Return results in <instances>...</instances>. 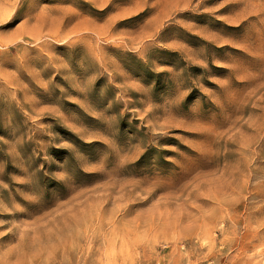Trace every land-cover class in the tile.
I'll use <instances>...</instances> for the list:
<instances>
[{"label": "rangeland", "instance_id": "obj_1", "mask_svg": "<svg viewBox=\"0 0 264 264\" xmlns=\"http://www.w3.org/2000/svg\"><path fill=\"white\" fill-rule=\"evenodd\" d=\"M0 264H264V0H0Z\"/></svg>", "mask_w": 264, "mask_h": 264}, {"label": "bare ground", "instance_id": "obj_2", "mask_svg": "<svg viewBox=\"0 0 264 264\" xmlns=\"http://www.w3.org/2000/svg\"><path fill=\"white\" fill-rule=\"evenodd\" d=\"M44 236H45V235H44ZM44 236H43V237H44ZM38 237H39V235H38ZM45 238H46V237H45ZM39 240H40V239H39ZM31 242H32V241H31ZM31 242H30V243H31ZM32 245H33V243H32ZM30 247H31V246H29V248H30ZM30 249H31V248H30ZM26 250H27V249H26ZM28 251H29V249H28ZM33 251H34V250H33ZM34 252H35V251H34Z\"/></svg>", "mask_w": 264, "mask_h": 264}]
</instances>
